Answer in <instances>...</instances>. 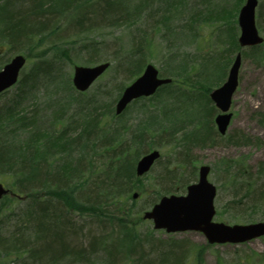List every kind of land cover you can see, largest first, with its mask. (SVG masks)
<instances>
[{
    "label": "trees",
    "instance_id": "obj_1",
    "mask_svg": "<svg viewBox=\"0 0 264 264\" xmlns=\"http://www.w3.org/2000/svg\"><path fill=\"white\" fill-rule=\"evenodd\" d=\"M228 4H233V1ZM236 4L235 9H228L230 12L226 15L221 9L209 10V2L199 1V6L190 16V23L186 25L189 33L174 31L175 37L181 33L187 38L185 44H189L198 36L196 24L224 22V25H213L215 29L212 35H215V44L219 46L214 48L217 53L201 56L199 60L194 59L192 54L184 53L174 71H170L172 75L165 76L172 79L171 84L161 87L154 96L131 104L141 105V116L137 120L132 116L125 117L131 105L119 116L114 112L116 100L129 84L125 82L138 77L147 63L144 43L135 45L133 55L115 66V72L122 73L124 80L116 81L113 90L100 94L105 95L107 102L103 111L99 112L103 116L113 115V119L119 122L116 126L107 127L110 125L108 123L100 128L103 117L95 114L101 107L97 105L98 93L85 98V93L76 91L61 63L62 60H70L68 50L75 52L81 48L92 55L88 60L91 64L95 52L98 54V45L95 41H84L79 45L77 40L68 39V31L74 30L76 35L86 29L126 23L132 25L145 16V12L151 18H158L170 30L172 25L169 24L175 16L170 0H0V46L4 44L9 46L10 52H21L24 47L33 50L48 43L52 49H57L52 57L47 56L48 52L44 50L37 53L42 57L35 59L25 74L21 73L14 91L0 94V98H4L3 102L0 100V178L14 193L24 197L16 199L26 202L24 224L30 226L33 232L32 238L18 234L12 242L0 240L2 249L14 251L18 256L25 255L18 257L19 260L25 258L23 264L38 263L43 256H48L47 264H60L69 256H72L69 261L73 263L86 262L87 255H103L104 252H107L106 264H118L109 250L120 249L126 239L132 242L131 229L126 224L122 225L126 239L118 238L120 241L117 240L116 245H105L97 239V242L89 243L88 248L76 249L68 245L65 239L69 232L77 230L66 218L69 211L100 215L105 202L111 201L114 205L115 200L131 190V181H140L136 177V163L156 146H172L173 153L170 154L174 162L169 161L162 168L163 175L156 179L157 186L164 188L168 194L185 193L187 186L196 180V171L192 169L193 159L190 157L193 150L219 145L221 140L234 146H261L260 139L253 141L251 136L242 132L221 136L213 122L218 111L209 94L225 81L236 53L242 51L244 56L253 55L257 64H264V42L247 51L238 44L237 15L242 0L236 1ZM263 15L260 7L257 19L261 30ZM63 32L67 36L63 37ZM180 41L178 39V43H173L179 44ZM6 63L8 61L2 65ZM44 81L53 84L59 82V85L55 84L58 92L61 86L68 90L66 105L55 106V99L47 112H41L38 105L34 110L30 106L25 107L30 95ZM68 99L79 104V113L75 116L68 113ZM263 121L264 116L260 122ZM177 149L180 150L175 151ZM100 158L103 166L95 163ZM235 166V178L246 176L247 179L235 189L233 199L224 205V210L245 209L247 203L238 195L239 191L250 186L247 189L250 191L248 196L252 198L250 208L254 213L259 212L260 216L245 217L244 222L264 221V162L259 165L257 177L243 167V163ZM229 168L234 167L229 165ZM83 184L85 187L90 184L91 187L89 192L82 195L84 201L80 202L72 198V191L75 188L77 192L80 191ZM73 195L76 198L75 191ZM12 198L15 197H5L4 201H11ZM70 198L74 203H70ZM92 201L97 204H91ZM156 202L154 199L150 204ZM116 204L111 213L120 224L127 222L123 214L128 216V212L122 213L118 209L119 204ZM218 215L222 217V211ZM237 215L228 218L235 221ZM56 247L60 248V254L63 253L61 257L56 258ZM149 247L152 255L161 256L169 249L173 250L174 257L181 256L182 252L185 254V245L181 242L160 241L150 243ZM120 251L130 254L128 258L138 251L141 253V247L132 245ZM139 258L142 261L144 257L140 255Z\"/></svg>",
    "mask_w": 264,
    "mask_h": 264
},
{
    "label": "rangeland",
    "instance_id": "obj_2",
    "mask_svg": "<svg viewBox=\"0 0 264 264\" xmlns=\"http://www.w3.org/2000/svg\"><path fill=\"white\" fill-rule=\"evenodd\" d=\"M199 1L201 0H170L173 7L172 11H175V16L169 24L170 26L172 25L170 30L167 29L162 22L160 23L158 18H151L145 12V16L132 25L126 23L115 27L86 29L78 32L76 35L74 34V30L68 31V35L70 34L68 39L72 41L77 40L79 45L84 41H95L98 45V54L95 52V59L91 64L88 63V60L92 56L89 52L87 53L81 48H78L75 52L68 50L70 60H62L61 63H63L64 72L67 75L69 74L71 81L74 66L91 67L105 61H108L111 64L105 74L97 80L94 85H92L88 92L85 93V98H90L96 93L99 95L97 98V105L101 107L98 108V112L95 114L103 117L101 119L102 122L100 128L105 127L108 123L110 125L107 127L113 125L116 126V123L119 122V120L113 119V115L103 116L100 113L103 111L102 108L107 102L105 100V95L100 96V94L110 91L116 81L119 82L124 80L125 76L122 73L117 74L115 72V66L122 59L133 55L132 50L138 43L143 42V45L146 48L145 55L147 63H145V65L152 63L158 68L160 74L164 77L172 75L170 74V71H174L177 61L182 59L184 53L192 54V57L197 60H199L201 56L217 53L214 52V48L219 46H216L213 38L215 35H212V32L215 29V25H224V22L217 24L208 23L211 25L200 24L198 26L196 24L195 26L198 36L194 42L189 44H185L187 38L181 36V33H177L179 36L175 37L176 34L174 31L189 33L187 26L190 23V16L193 14L194 9L199 6ZM230 1H233V4H230L231 6L228 4ZM236 1L238 0H202L203 3L209 2V10H213L214 8L221 9L226 12V15L230 12H228V9L232 11L235 9ZM258 1L259 4L256 11L257 25L260 7H262V12L264 11V0ZM244 2L245 0H242L241 6ZM238 4L239 2L236 5ZM155 5H157V2H155ZM163 7L166 8L164 3ZM262 17H264V15ZM64 23L62 24L63 26H65ZM263 27L264 25L262 26V30H259L264 37ZM258 28L260 27L258 26ZM62 35L63 37L67 36L66 32H63ZM178 39L183 43H181V41L179 44L173 43V41L177 42ZM208 41H211V43ZM62 43L66 45L64 41H62ZM221 48H224V45H221ZM9 49V46H4V44L0 46V67L4 66L2 65L3 62H9L15 55H17V53H20L26 56L27 60L22 72L23 74L31 68L35 59L42 57L41 55H36L37 53H42L44 50L45 52H48L47 56L52 57V54L57 51V49H52V46L48 43L41 45L39 47L40 50L38 48L31 50L30 48L24 47L21 49V52H10ZM192 57H190V59ZM131 81L127 80L125 83L128 84ZM55 84L59 85V82L53 84L52 82L44 81L42 84H39L30 95V100L25 107L30 106L32 110L38 105L41 112H47L50 111L48 108L55 99V101H57L55 106L59 104L62 106L66 105L68 90L62 89L61 86L58 92V86ZM221 85L222 83L219 86ZM14 89L15 88H11L9 91L13 92ZM115 95L116 94L114 93L113 98H115ZM0 100L3 102L4 98H0ZM68 100H70V105L67 109L69 115H77L79 113V104L73 102L71 99ZM131 106L132 108L126 113L125 117L132 116L137 120V118L141 116V105L135 106V104H133ZM230 111L233 113V118L227 133L229 135L239 132L245 133L251 136L253 141L260 139L261 146H234L226 144L224 140H221L222 142L220 141L219 145L202 150H193L191 152L193 157H190L193 159L192 166L194 168L192 167V169L196 171L195 181L198 179V168L201 165L207 164L211 166L209 179L217 187V196L215 199L217 214L214 220L229 225L247 224L244 222L245 217L252 215L260 216L259 212L254 213L253 209L250 208V201L252 198L248 196L250 191L247 190L250 186L247 187V189H243L241 192L239 191L238 195V198L241 197L247 203L245 209L241 211H226L224 210V205L233 199L236 192L235 189L247 179L246 176L235 178L234 175L237 172L235 165L237 163H243V167L247 168L254 177H257L259 165L264 162V121L260 122L264 116V64H257L253 60V55H243L239 74V87L234 95ZM78 129H80V127ZM155 149L161 151L162 158L156 163L152 172L149 174V177L147 174L146 176L148 178L144 176L138 178L140 181H131V190H128V192H125V194H122L114 201V205H117L116 203L119 204L118 209H120L122 213L128 212V216L123 214L127 217V222H122L120 224L119 221L116 220V216L111 213L115 208L111 201H107L103 204L104 212L102 211L103 215L101 217L99 216L102 213L100 215H95L90 212L78 213L69 211L66 218L69 219L77 230H75L76 233L69 232L67 234L65 239L68 245L76 249L82 248L83 250L88 248L89 243L97 242V239L98 241H102L105 245H116L118 238L126 239L124 231L121 228L123 224H126L127 228L131 229L133 241L131 242V240L126 239L120 249L127 246L137 245L138 248L141 247V253L138 251L137 254H133L127 258V255L130 254H127L126 251L122 252L119 248L111 249V251L109 250V254L112 253L118 264H180L182 260L181 257L183 256L182 264H264V237L238 245H210L201 233L185 232L168 234L165 231L155 230L152 222L143 220V214L152 208L150 202L154 199L155 201H158L163 195H168L164 188L157 186L156 179L157 176L163 175L164 170L162 168L166 166L169 161L174 162V157L170 154L173 153L171 150L172 146H156ZM179 150L180 149H177L175 151ZM95 163L99 166L102 163L101 158L97 159ZM229 165L234 168H229ZM101 166H103V164H101ZM1 180L2 179L0 178V181ZM87 186L85 187L83 184L81 187L82 189L78 192L76 191L78 189L73 188L72 198L78 201H84L81 197L89 192L90 184ZM74 191L77 199L73 195ZM92 193L94 192L92 191ZM134 193H139L138 199H133L132 196ZM70 203H74L71 198ZM91 204L94 205L97 203L92 201ZM26 207V202L17 200L16 198H12L11 201L9 199L5 201L4 199L0 200V210H4L0 213V240L6 239L12 242L18 234H25L27 238L29 236L32 238L33 232L30 230V226H25L24 224V221L26 220V217L24 216ZM63 208L65 207L63 206ZM220 211L223 213L222 217L218 215ZM233 214H238L236 218L237 220L230 221L228 216ZM160 241L184 243L185 254L182 252L181 256L174 257L172 254L173 250L169 249L161 256L157 254L152 255L149 244L151 243L152 245L154 242L160 243ZM1 242L2 241H0V245ZM5 250L0 247V264L24 263L23 259L25 258L19 260L18 257H25V255L18 256L14 251L9 249L7 251ZM54 251H56L54 252L57 255L56 258L63 255V253L60 254L61 251L59 247L54 248ZM140 255L141 257H144L142 261H140ZM106 257L107 252H104L103 255L99 254L93 256L92 254H89L87 255L86 262L80 261L78 263H73L69 261L72 256H69L66 257L65 260L63 259L64 261H61L60 264H106ZM47 258L48 256H43L39 259L40 262L33 264H47Z\"/></svg>",
    "mask_w": 264,
    "mask_h": 264
},
{
    "label": "water",
    "instance_id": "obj_3",
    "mask_svg": "<svg viewBox=\"0 0 264 264\" xmlns=\"http://www.w3.org/2000/svg\"><path fill=\"white\" fill-rule=\"evenodd\" d=\"M257 4V0H247L240 10L238 22L241 29V47L255 46L263 42L255 24ZM25 63L26 59L17 55L4 66L0 71V93L17 83ZM241 63L242 55L238 53L226 82L210 94L211 100L220 111L215 123L222 135L226 134L231 122L232 113L229 111L238 87ZM108 67L109 63L94 67L76 66L73 75L75 88L81 92L87 91ZM170 82V79L160 78L153 65H147L143 74L124 90L117 102L116 113L121 114L133 100L152 96L160 86ZM159 158L160 152L157 150L144 155L137 163L136 175L141 177L148 173ZM209 173V166H201L198 182L188 187L186 195L163 197L150 211L145 212L144 219L152 220L155 229H165L167 233L201 232L210 244H239L264 236V222L231 226L213 221L216 214V187L209 182ZM7 194L15 195L0 183V199Z\"/></svg>",
    "mask_w": 264,
    "mask_h": 264
}]
</instances>
